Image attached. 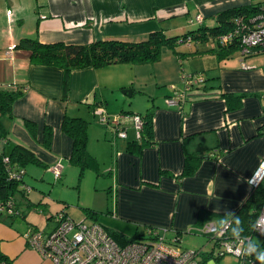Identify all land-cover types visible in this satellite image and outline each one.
<instances>
[{"label":"crops","instance_id":"obj_1","mask_svg":"<svg viewBox=\"0 0 264 264\" xmlns=\"http://www.w3.org/2000/svg\"><path fill=\"white\" fill-rule=\"evenodd\" d=\"M238 1L0 0V86L23 89L11 115L2 119L7 131L2 148L23 146L51 175L58 165L57 180H67L75 167L78 175L81 171L70 160L72 137L62 129V121L65 116L81 118L86 122V148L97 166L83 172L104 177L107 198L111 196L105 207L111 216L96 219L106 230L128 238L151 229L165 231L167 238L176 236L182 242L185 234L199 233L197 228L207 222L221 223L250 193L249 179L264 161V51L243 57L236 49L221 56L215 38L189 39L182 42L186 51L173 58L73 69L65 95L63 69L32 64L28 52L15 45L26 37L66 44L140 41L155 31L166 35L191 25L213 27L217 14ZM197 15L202 22L190 23ZM9 48L12 53L6 57ZM243 62L251 67L243 68ZM167 72L172 74L161 82L171 85L160 94L149 82L136 85L147 74ZM193 74L203 81L186 90L183 77ZM137 93L148 95L145 104L134 101ZM174 96L177 103L168 105L166 99ZM98 108L109 116L150 112L151 143L139 147L131 125L126 138L116 136L111 125L101 122ZM187 155L198 161L189 175L183 174ZM15 195L26 198L20 192ZM27 200L16 199L22 218L25 208L42 202ZM20 225L0 219V253L11 264H53L23 236L34 225L28 224L23 233ZM48 225L44 230L52 229L53 223ZM212 247L198 250L208 254ZM219 260L202 255L205 264Z\"/></svg>","mask_w":264,"mask_h":264},{"label":"built area","instance_id":"obj_2","mask_svg":"<svg viewBox=\"0 0 264 264\" xmlns=\"http://www.w3.org/2000/svg\"><path fill=\"white\" fill-rule=\"evenodd\" d=\"M245 13L233 17L231 29L216 36L218 44L223 46L235 45L240 54L245 57L264 51V0H251ZM241 6V5H239ZM201 15L190 20V23L200 24ZM189 41V39H187ZM12 49L5 51L9 57ZM243 68L251 66L245 62ZM185 89L202 82L200 75H185L183 77ZM178 96L166 99L168 105L177 103ZM101 122L111 125L113 132L120 138L127 137L128 125L135 130L136 139H140L143 120L139 114L120 113L114 116L107 115L98 108ZM4 139L2 142H5ZM7 169L9 158H2ZM54 178L61 177V168L55 165L51 168ZM25 170L9 171L8 180L18 183V188L24 193L30 192V187L23 180ZM264 179V161L249 179L251 187H256ZM15 196L0 199V214L7 216L17 215ZM52 229L40 230L29 226L24 233L28 245L36 250L43 258L53 264H205L202 261V251L182 247L180 240L174 236L167 238L165 231L148 230L143 237L132 240L125 245L119 244L100 223L87 220L84 217L74 220L64 211L55 213L52 217ZM230 220L221 223L210 221L197 228V232L208 236L213 243L212 256L231 254L238 258L239 264H254V238L264 239V204L259 209L254 223V233L250 236L229 237ZM0 264H7L0 259Z\"/></svg>","mask_w":264,"mask_h":264},{"label":"trees","instance_id":"obj_3","mask_svg":"<svg viewBox=\"0 0 264 264\" xmlns=\"http://www.w3.org/2000/svg\"><path fill=\"white\" fill-rule=\"evenodd\" d=\"M248 6L241 5L226 9L216 16L217 24L213 27L199 26L195 30L183 36H166L162 31H155L140 41H124L117 39L96 40L88 44H66L63 42L43 43L37 37L22 38L15 48L24 49L28 52L30 63L59 66L64 71V94H67L70 71L76 68L92 66L100 68L111 63H147L160 58L162 47L175 49L178 43L190 40H206L216 38L219 34L231 29L233 17L245 13ZM249 11V10H248ZM218 44V43H217ZM221 56H227L238 49L235 45L223 46L218 44ZM219 51V52H220ZM179 55V52H176ZM23 94L22 87H2L0 86V199L7 198L20 192L24 197L26 193L18 188V183L8 180L9 171L24 169L27 163H40L35 155L28 149L20 145L12 146L5 151L2 146L7 140V131L3 126L2 119L6 115H11L12 106L15 100ZM143 120V127L140 131L138 146L151 143V113L140 115ZM28 127H32V122L26 121ZM62 129L72 137L71 162L80 167V174L87 167L96 170V162L90 156L86 148L87 132L86 122L81 118H70L65 116L62 121ZM50 136V130H46V139ZM9 158V168L5 166L2 158ZM198 161L192 155L185 158L183 174H192ZM26 174V171H25ZM25 179V178H24ZM24 182V180H23ZM264 204V179L253 187L242 204L232 211L225 219L230 220L228 230L229 237L250 236L254 233V223L258 216L260 207ZM18 214L20 211L15 202ZM98 212L85 209L87 218L96 221ZM14 216V215H13ZM11 217V216H9ZM52 217V216H51ZM108 231V230H107ZM109 234L121 245L143 237V234L134 235L131 238L125 237L116 232L108 231ZM262 239V238H261ZM264 240V239H262ZM255 242V241H254ZM256 245V243H255ZM258 246V245H257ZM264 246V241L260 243ZM202 255L212 256L211 252ZM206 257V256H204ZM219 257V256H213ZM0 259L11 264L4 255L0 253Z\"/></svg>","mask_w":264,"mask_h":264},{"label":"rangeland","instance_id":"obj_4","mask_svg":"<svg viewBox=\"0 0 264 264\" xmlns=\"http://www.w3.org/2000/svg\"><path fill=\"white\" fill-rule=\"evenodd\" d=\"M250 2L251 0H239L237 6ZM196 28V26L191 25L184 31H173L170 34L167 32L166 36H183ZM187 48L188 47L184 46L182 43H178L174 50L162 47L160 58L161 60H164L165 57L168 58V55L173 58V55H175L176 52L186 51ZM185 67H188V63H185ZM171 74V72H167L166 75H159L157 73L147 74L145 75L146 79L140 77V86H138V84L136 85L139 88L149 82V85L156 88L159 91L157 93L160 94V92L168 89L171 85L169 82H161L163 79L162 77L167 76L166 78H169ZM156 82L157 84H155ZM147 97L148 95H140L137 93L134 97V101L143 105L147 102ZM73 170V172L69 173L67 180H55L54 176L47 172L43 165L33 162L27 163L25 165L26 174L24 177V180H26L27 183H24L31 189L26 198H21L19 195H15V200L19 199L22 201H28L27 199H29L36 204L39 203V199H41L42 202L40 205H30V207L25 208L23 218L20 215H14L9 218L5 214H0V219L8 218L9 221L13 220V222L21 224L20 227L22 228L23 233L28 224H32L40 230H43L48 224L52 225V219L50 218L49 220H46V217L50 215L53 216L55 213L60 211H64L76 221L86 216V208L98 212V219H100V221L103 218H107L108 216L110 217V214H105L106 202L107 199L111 201V196L107 198L104 177H99L97 179L95 172L91 170H86L83 174L79 175L77 167ZM87 220L91 221L90 218ZM47 221H49L48 224H46ZM130 227L131 226H129V228ZM140 230L141 229H139V231ZM127 231V235L131 236L133 234L132 228ZM254 240L259 244L254 251V264H264V246H260V243L264 240L259 237H255ZM180 245L185 248L198 250L202 247L210 249L213 246V243L210 241L208 236L199 232L185 234ZM217 264H239V262L238 258L235 256L231 254H224L223 256H220V260Z\"/></svg>","mask_w":264,"mask_h":264}]
</instances>
